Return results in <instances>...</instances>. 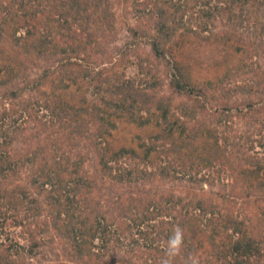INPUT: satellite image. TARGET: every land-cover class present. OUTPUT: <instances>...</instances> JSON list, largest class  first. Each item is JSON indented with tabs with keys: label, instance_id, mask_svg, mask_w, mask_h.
Wrapping results in <instances>:
<instances>
[{
	"label": "trees",
	"instance_id": "16d2710c",
	"mask_svg": "<svg viewBox=\"0 0 264 264\" xmlns=\"http://www.w3.org/2000/svg\"><path fill=\"white\" fill-rule=\"evenodd\" d=\"M126 1L0 0V264L38 257L45 264H160L177 226L184 244L173 264H263L261 241L242 230L237 216L152 184L194 182L200 164L220 163L251 180L244 202L232 176L224 203L240 196L246 211L264 201V0L131 2L129 33L148 38L155 57L172 58L171 87L223 106L190 125L172 119L167 99L154 101L132 79L93 69L104 60L113 5ZM220 16L225 28L213 35ZM204 32L206 40L231 42L236 50L216 63L221 74L200 78L169 44ZM139 63L140 71L148 68ZM233 118L242 129L232 127ZM130 130L122 143L120 132ZM91 153L99 170L84 171ZM98 177L113 189L105 202ZM46 205L51 223L37 226L32 219ZM9 220L26 245L9 237Z\"/></svg>",
	"mask_w": 264,
	"mask_h": 264
},
{
	"label": "rangeland",
	"instance_id": "374dc122",
	"mask_svg": "<svg viewBox=\"0 0 264 264\" xmlns=\"http://www.w3.org/2000/svg\"><path fill=\"white\" fill-rule=\"evenodd\" d=\"M132 1L133 0H127L124 3H114L113 10L116 20L114 21V25L111 27V30L107 32V34L102 39V49L105 51L104 60L98 65L92 64L93 69L96 70L97 68H107L111 76L116 74L119 76V78L132 79L136 83L135 85L141 89H145L149 96H154V101L159 97L167 99L170 104V110H172L174 114L172 119L178 117L180 121H185L188 123V125L191 124L190 120H193V118L201 119V117L205 115L210 109L215 110L223 107L221 106L220 102H209V98L197 96L195 93H182L179 89H174L171 87V80L175 74V70L172 69V58L170 57L169 59L167 56H165V58L155 57L151 52L148 38H133L131 33H129V25L131 22H133L129 13L131 11ZM222 18V16L217 17V20L213 22V35L218 31L221 32L225 28L224 23L226 22ZM235 32L245 40L244 31L241 29H235ZM209 34V32H204L201 33L200 36L192 33H185V36H178L173 42L169 44V47H171L172 50L177 51L175 58L181 59L183 57L186 60L185 62L187 65H184L183 67L187 68L188 66L191 69L189 72H192V74H195L200 78H204L206 75L211 77L215 76L216 74H221L222 72H216V69L220 67V65L215 67L216 63L219 62L221 58H224V55L227 58H229L231 54L235 56L234 51L236 50V47L231 45V42H226V44L214 41L213 39L209 38L206 40L203 35L208 36ZM147 54L150 55L148 62L145 61ZM140 61H144V63H142L144 66L148 65V68H144V71H140ZM234 100L235 99H232L231 102L233 105H236L237 102H233ZM238 102L243 104L246 102V100L243 101V99H238ZM232 121L234 122V126L232 127L242 129V125L236 124L239 122L238 119L233 118ZM131 131L132 130H130L129 134L126 131L120 132L122 133V136L120 135L119 138L122 143L128 140ZM133 134L130 136V138L133 136ZM141 135L143 138L147 137L143 133H141ZM254 150L258 151V153L260 152L258 146H255ZM261 155L263 157L264 153H261ZM194 159L196 160L195 157ZM241 162H245V160H242ZM220 167H222L220 163L212 168L200 164L192 172L194 174V178H196L194 179V182L187 180L182 182L181 185L178 181L161 184L160 180H157L152 184L153 189L157 191H160V189H165L169 193H173L182 197L183 201L188 203L193 200L192 197L199 196V199L217 206V210L220 212L224 214H230L231 216H237V220H241L243 223V226L241 227L242 230H246L251 236H254L257 238V240L261 241V253L263 254L264 204L261 210H258L256 207L258 204L264 203V201H258L257 203L251 202L249 204L250 207L244 211L240 200L244 198L243 201L245 202L246 193L241 194V192L244 190L243 188L249 184L248 182H251V180H249L248 176L237 174L239 170L238 168L232 175V173H227L225 169L223 170ZM95 168H97V161L91 153L88 155L83 169L84 171H94ZM97 169L99 170V168ZM98 172L101 173L100 171ZM232 176H236L237 180L240 181L238 183L241 184L239 186L238 193L241 194V199L240 196H238L239 199L233 198L234 201L231 202L232 197L230 196L227 197L228 199L224 203V200L222 199L223 195L228 196L231 193L230 187L233 182ZM98 179L99 183H101V192L98 193L100 194V199L104 200L105 202L107 200L108 194H111L110 192H112L113 189L110 188L105 190L104 187L108 185V180L102 182L101 177H98ZM115 190L118 194L122 193L119 192L118 188ZM120 190H122V188ZM51 218V215H49V206L46 205L42 209L41 214L37 217H33L32 220L37 219V221H35V223L38 222L37 226L43 227L44 222H48V225L51 223ZM9 222L10 220L6 221L5 223V225H7L9 228V237H12V239L20 238L21 243L26 245V236L19 228L10 227ZM37 226L31 225V230H34L37 228ZM4 239L5 236L2 238V240ZM3 243L7 244L9 241L6 239V241ZM50 248L51 247L48 248L49 253H47L50 255L47 256L52 258L49 251ZM27 261L31 262V264L46 263L43 260H39V257L34 258L33 260L27 259ZM214 261H216V257H214ZM217 263L228 264L225 262V260H218Z\"/></svg>",
	"mask_w": 264,
	"mask_h": 264
},
{
	"label": "clouds",
	"instance_id": "9594fccd",
	"mask_svg": "<svg viewBox=\"0 0 264 264\" xmlns=\"http://www.w3.org/2000/svg\"><path fill=\"white\" fill-rule=\"evenodd\" d=\"M184 244V233L180 227H176L172 234L168 237L166 247L164 249V257L160 264H173V261L181 253V248ZM192 264H196L195 260Z\"/></svg>",
	"mask_w": 264,
	"mask_h": 264
}]
</instances>
